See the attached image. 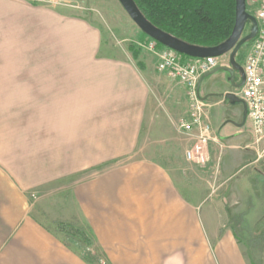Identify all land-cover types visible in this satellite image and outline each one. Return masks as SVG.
<instances>
[{
    "label": "crops",
    "instance_id": "1",
    "mask_svg": "<svg viewBox=\"0 0 264 264\" xmlns=\"http://www.w3.org/2000/svg\"><path fill=\"white\" fill-rule=\"evenodd\" d=\"M30 1L0 0V264H99L58 222L88 228L105 264H250L218 226L223 205L201 213L167 161L171 146L188 163L192 138L177 131L188 112L183 86L156 61L136 65L118 52L80 10ZM218 67L230 68L229 55ZM220 79L228 74L202 81L206 103ZM241 107L240 124L212 127L211 161L219 148L255 155Z\"/></svg>",
    "mask_w": 264,
    "mask_h": 264
},
{
    "label": "rangeland",
    "instance_id": "2",
    "mask_svg": "<svg viewBox=\"0 0 264 264\" xmlns=\"http://www.w3.org/2000/svg\"><path fill=\"white\" fill-rule=\"evenodd\" d=\"M30 2L35 5H59L78 9L82 12V15L86 16L89 22L92 21L91 23H93V19H95L98 26H103L107 32L106 37L112 47L124 55L132 56L136 65H139V60H146L149 63L156 61V65L159 61L158 54L147 50L146 46L143 45L145 43L148 44L151 39L141 33L132 23L117 0H53V2H50V0H39ZM249 9L246 3V11L249 12ZM91 18L92 20H90ZM248 28L249 24L245 26L242 37L248 34ZM250 46L251 42H247L240 48L235 55L236 62L244 63L243 60L249 52ZM161 48L165 47L162 46ZM133 52H135V58ZM174 81L178 82L177 80ZM218 83L219 86L212 89L213 93H217V97L208 98L207 103L204 101L206 104L205 110H207V105H216L207 111V114L211 116V120L220 119V124L217 127H214L211 121L210 127L212 130L216 128V131L223 122L226 124L228 121H232L240 124L242 120L241 105L225 103L223 101L224 95L221 94L224 92L234 93V90H230L224 79H220ZM199 92L201 94V89ZM209 115H207V119ZM228 126L231 127L229 124L225 125V127ZM244 126L245 128L249 127L246 122ZM245 130L243 128V131ZM178 134L180 133L178 132ZM180 139L182 141L181 137ZM219 147L221 146L219 145ZM166 150L170 154V156H167V161L175 162L178 169L174 171L175 175H173L180 180V185L183 189L181 191L185 194L193 193L196 198L203 202L201 213L213 206L216 200L222 204L226 213L220 212V210L214 212L215 216L221 221L225 220L218 226L229 228L240 244L247 248L250 264H264V161H257L254 154L252 156L245 155V157L239 151L219 148L213 156V161L209 158L205 166H197L186 163L183 160V151L171 146H167ZM181 182L184 184V188ZM36 213L41 216L37 209ZM75 242L83 249L87 248L80 240L75 239ZM95 249L89 247L84 252V257L88 261L105 264L102 255L96 253Z\"/></svg>",
    "mask_w": 264,
    "mask_h": 264
},
{
    "label": "built area",
    "instance_id": "3",
    "mask_svg": "<svg viewBox=\"0 0 264 264\" xmlns=\"http://www.w3.org/2000/svg\"><path fill=\"white\" fill-rule=\"evenodd\" d=\"M246 3L250 8L248 13L257 22L258 30L242 65L243 85L234 95L245 105V122L253 139L256 160L264 161V0H246ZM143 45L158 54L157 71L183 86L188 112L187 118L179 121L177 131L193 140L192 146L184 152V157L190 164L205 166L209 161L208 145L215 139L207 119L206 104L197 89L203 75L218 67L219 58L182 59L176 52L158 47L153 40Z\"/></svg>",
    "mask_w": 264,
    "mask_h": 264
},
{
    "label": "trees",
    "instance_id": "4",
    "mask_svg": "<svg viewBox=\"0 0 264 264\" xmlns=\"http://www.w3.org/2000/svg\"><path fill=\"white\" fill-rule=\"evenodd\" d=\"M144 18L155 28L189 45L211 48L231 34L235 0H133ZM251 42V41H249ZM158 47H162L157 44ZM134 58L136 57L133 52ZM182 59H188L180 55ZM66 238L92 247L89 230L75 222L56 223Z\"/></svg>",
    "mask_w": 264,
    "mask_h": 264
},
{
    "label": "water",
    "instance_id": "5",
    "mask_svg": "<svg viewBox=\"0 0 264 264\" xmlns=\"http://www.w3.org/2000/svg\"><path fill=\"white\" fill-rule=\"evenodd\" d=\"M117 2L141 33L157 44L170 49L179 55L192 59L219 58L224 55H229L230 68L216 67L203 75L198 83V92L202 81L206 77L218 72H225L228 74V83L230 84L231 89L237 90L242 87L244 80L242 67L235 63L234 57L245 43L255 38L258 30L255 18L246 11V0H235V18L231 34L224 42L211 48H202L186 44L155 28L144 18L133 0H117ZM247 24H249L248 34L242 37ZM234 71L241 74V83L238 85L234 84ZM206 98L207 96L201 99L202 101H205ZM225 98L229 101L230 105L241 104L243 106V123L239 125L242 127L246 118V108L244 103L233 93L226 94Z\"/></svg>",
    "mask_w": 264,
    "mask_h": 264
},
{
    "label": "flooded vegetation",
    "instance_id": "6",
    "mask_svg": "<svg viewBox=\"0 0 264 264\" xmlns=\"http://www.w3.org/2000/svg\"><path fill=\"white\" fill-rule=\"evenodd\" d=\"M225 84H227L228 87L231 89V87L229 86V84H228L226 81H225ZM223 101H224L225 103L229 104V101H228L226 98H223Z\"/></svg>",
    "mask_w": 264,
    "mask_h": 264
}]
</instances>
